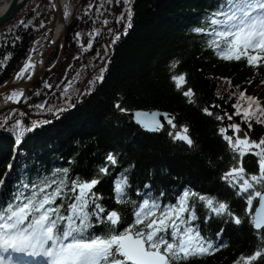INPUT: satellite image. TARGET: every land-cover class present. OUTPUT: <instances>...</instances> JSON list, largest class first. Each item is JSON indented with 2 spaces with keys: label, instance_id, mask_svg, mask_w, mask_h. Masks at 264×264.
I'll list each match as a JSON object with an SVG mask.
<instances>
[{
  "label": "trees",
  "instance_id": "16d2710c",
  "mask_svg": "<svg viewBox=\"0 0 264 264\" xmlns=\"http://www.w3.org/2000/svg\"><path fill=\"white\" fill-rule=\"evenodd\" d=\"M218 3L219 0H133L132 27L123 35L126 21L116 22L126 10L123 3L79 0L64 42V46L73 44L80 51L68 71L71 80L47 95L44 74L18 102L22 108L0 114V180H4L0 204L11 199L22 178L31 180L54 169L67 168L71 179H99L94 192L102 198L99 203L106 210L120 212L122 223L117 231H122L134 219V205L116 203L113 192L114 182L123 174L127 177L130 201L139 203L154 197L163 205L176 204L187 190L227 202L233 213L242 218L240 225L226 216L213 215L206 220L210 214L197 201L196 223L201 234L218 246H226L185 264H234L241 254L256 251L261 240L245 215V200L221 179L237 160L218 130L237 123L251 140L264 137V124L253 122L249 129L235 115L233 107L241 91L264 105V67L221 60L206 47L205 38L192 31L201 26ZM53 16V0H28L0 26V61L10 57L0 65V84L13 75L30 53L41 48ZM82 29L97 31L87 50L79 46L76 37ZM118 33L120 39L113 43V36ZM58 51L50 56L47 66L54 63ZM176 61L177 67L170 69ZM102 69L103 80L97 81ZM174 74H186L185 89L194 91V104L176 90L171 80ZM33 87L38 88L37 93L26 99ZM42 97L43 109L36 103ZM117 103L128 112H120L115 107ZM214 106L217 109H210ZM205 107L213 112L212 116L204 114ZM133 109L171 113L178 128L188 127L194 146L173 141L168 125L156 133L142 131L129 116ZM217 115L225 119L217 120ZM18 121L27 128L33 122L47 123L27 132L17 145L12 129ZM228 134H232L231 130ZM109 153L117 159L114 166L107 165ZM105 166L109 169L107 175L99 173ZM243 166L248 173H256L257 158L246 155ZM93 231L100 234L103 228L97 226ZM256 264H264V258Z\"/></svg>",
  "mask_w": 264,
  "mask_h": 264
},
{
  "label": "snow or ice",
  "instance_id": "6c2138e0",
  "mask_svg": "<svg viewBox=\"0 0 264 264\" xmlns=\"http://www.w3.org/2000/svg\"><path fill=\"white\" fill-rule=\"evenodd\" d=\"M107 2L111 3L112 0ZM132 2L133 0H116V3H123L126 8L116 21H126L123 35L132 27ZM91 7L89 5V9ZM69 15L65 6V18ZM104 23L107 24L108 21L105 20ZM192 31L205 38L206 47L219 59L244 61L252 68L264 67V0H219L216 9L208 13L201 26ZM120 36L119 33L115 34L113 43ZM91 47L92 43L89 42L85 50ZM8 58L10 57L0 61V65ZM177 64L178 61L173 62L170 69H175ZM34 67L29 57L17 73L16 79H31L30 74L27 77L25 74L30 73ZM103 71L104 69L96 78L97 81L103 80ZM171 80L188 103L196 102L194 91L191 88L185 89L186 74H174ZM227 83L231 86L230 80ZM67 90L65 88V92ZM22 97L23 90H20L12 92L7 99L19 102ZM37 107L43 109L44 105ZM115 107L120 112H128L119 103ZM233 107L236 109L235 115L249 129L253 122L264 124V105L258 98L241 91L238 103ZM202 111L208 116L213 115L207 107ZM133 118L146 131L151 132L161 131L167 124L171 128L168 135L173 141L194 146L188 127L181 125L178 128L174 122L175 117L170 113L137 110L133 113ZM215 118L222 121L225 116L217 115ZM227 119L232 120V116L227 115ZM40 123L47 121L33 122L30 128L18 121L12 129L17 145L27 132ZM229 130L231 135L228 134ZM218 131L233 153V158L237 160V164L230 167L221 179L235 190L237 196L245 200V215L261 240L256 251L250 255L241 254L234 264H256L264 258V137L259 141L251 140L237 123L220 127ZM246 155L257 158L256 173H248L244 168L243 158ZM106 162L107 165L114 166L117 159L109 153ZM108 171V166L99 169V173L104 175ZM68 173L67 168L54 169L50 174L31 180L22 178L11 199L0 204V264H14L13 253L33 258L42 257L45 264H185L192 258L213 255L220 247L226 246H218L201 234L196 223L199 220L197 201L210 214L206 220L214 215L226 216L236 225L242 223V218L233 213L227 202L187 190L177 199L176 204L163 205L154 197H147L139 203L130 201L126 192L129 187L127 177L121 174L114 182L115 200L118 204H133L134 219L122 231H117L122 223L121 214L116 210L108 211L99 203L102 198L94 192L99 179H71ZM3 185L4 180H0V186ZM97 226L103 228L100 234L93 231Z\"/></svg>",
  "mask_w": 264,
  "mask_h": 264
},
{
  "label": "water",
  "instance_id": "95a60500",
  "mask_svg": "<svg viewBox=\"0 0 264 264\" xmlns=\"http://www.w3.org/2000/svg\"><path fill=\"white\" fill-rule=\"evenodd\" d=\"M28 0H0V5L3 6V10L0 12V26L13 18L15 14L25 5ZM65 3V5H64ZM79 3L75 2L74 0H53V7L54 9V16L53 20L49 26V33L45 40V42L41 45V48L35 52L30 53L17 67L13 75L0 84V114L8 109H18L21 106L18 105V102L9 101L7 97L14 91L23 90V95L26 91L37 81L40 77L49 71H51L57 64L60 56L61 51L64 46L65 37L67 31L71 28L74 15ZM67 8V11L70 15L63 19V11L64 8ZM58 49V55L54 61V63L50 66H47V61L53 52ZM29 57H31L32 63L35 65L34 69L30 70L28 75H31V79L23 78L22 80L16 79L17 73H19L25 64L28 61ZM27 77V76H26ZM210 109L215 110L217 109L215 106L211 107ZM137 110L142 111H160L166 112L165 110L160 109H153V110H144V109H133L129 112V116L132 122L139 127L142 131L147 133H156L151 131H146L143 127H141L138 123L135 122L133 118V113ZM171 114V113H170ZM172 115V114H171ZM163 121V117L160 118ZM167 124H165L166 126Z\"/></svg>",
  "mask_w": 264,
  "mask_h": 264
},
{
  "label": "rangeland",
  "instance_id": "374dc122",
  "mask_svg": "<svg viewBox=\"0 0 264 264\" xmlns=\"http://www.w3.org/2000/svg\"><path fill=\"white\" fill-rule=\"evenodd\" d=\"M78 33H80L79 36H77V34H76L78 44L80 47H84V48H86V46L89 42L93 43L95 41L94 40L95 37L97 36L96 35L97 31L95 29H92V30L82 29ZM97 42H98V40H97ZM79 53H80V51L73 44H68L62 48V53H61V56H60V58L56 64V66L51 71L46 73V77H45L46 85H51V87L46 86L47 95L50 92H52L55 88H57L59 85H61L64 81H70L71 80L72 75H68V71L73 64L74 59L78 57ZM67 76H68V79H65ZM19 80H22V79H19ZM37 90H38L37 87L31 88V91L29 92V94H27V96L25 98L26 99L31 98V96L33 94L37 93ZM24 95L20 99V101L22 99H24ZM44 99H45V97H42L36 103L38 105H41L44 103Z\"/></svg>",
  "mask_w": 264,
  "mask_h": 264
},
{
  "label": "bare ground",
  "instance_id": "6f19581e",
  "mask_svg": "<svg viewBox=\"0 0 264 264\" xmlns=\"http://www.w3.org/2000/svg\"><path fill=\"white\" fill-rule=\"evenodd\" d=\"M64 5H65V3H64ZM3 8L4 7L0 5V12L3 10ZM26 261H28L30 264H39L40 262H43L44 261V258H42V257H35L34 260H26Z\"/></svg>",
  "mask_w": 264,
  "mask_h": 264
}]
</instances>
